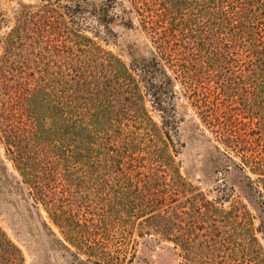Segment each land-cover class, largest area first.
I'll return each mask as SVG.
<instances>
[{
    "label": "trees",
    "instance_id": "16d2710c",
    "mask_svg": "<svg viewBox=\"0 0 264 264\" xmlns=\"http://www.w3.org/2000/svg\"><path fill=\"white\" fill-rule=\"evenodd\" d=\"M127 1L121 17L135 14L150 41L149 56L135 63L103 48L80 24L72 27L57 0L26 10L0 34V144L21 181L35 188L32 198L43 205L64 240L86 257L96 255L94 264H126L135 257L136 238L146 242L151 237L178 246L181 264H218L216 250L204 247L209 239H198L202 233L192 236L185 227L186 211L162 204L169 199L180 204L178 196L192 193L186 200L200 214L205 197L165 150L167 136L149 114L146 97L162 109L163 95L176 92L174 82L197 99L201 88L211 90V82L225 94L230 110H237V103L241 112L260 118L256 104L264 106V0ZM117 4L122 2H100L103 11ZM3 20L0 14V24ZM151 73L155 83L146 80ZM257 130L263 150L258 141L255 146L247 139L239 144L235 133L230 141L241 150L238 168L258 175L250 183L261 186L264 200V126ZM145 162L170 170L169 182L161 190L140 194L135 186L123 193L133 208L149 214L138 221L116 220L110 238L98 233L83 238L54 197L39 190L44 172L80 166L121 172ZM139 197L142 201L135 203ZM199 222L201 217L194 229H200ZM250 227L241 239L248 247L241 250L240 260L264 264L256 232L263 239L264 233L252 223ZM75 256L79 259L78 251ZM23 262L21 250L0 227V264Z\"/></svg>",
    "mask_w": 264,
    "mask_h": 264
},
{
    "label": "rangeland",
    "instance_id": "374dc122",
    "mask_svg": "<svg viewBox=\"0 0 264 264\" xmlns=\"http://www.w3.org/2000/svg\"><path fill=\"white\" fill-rule=\"evenodd\" d=\"M43 1L0 0V14L4 19L0 24V34L13 26L17 18H22L26 10ZM57 2L72 27L80 24L85 34L125 63H135L149 56L150 41L136 15L121 17V8H128L127 0H118L122 4L108 7L105 11L100 5L101 0ZM40 52L43 53L42 50ZM146 80L155 83L152 73L146 76ZM210 85L211 90L206 87L199 90L197 99L189 91L183 93L180 84L174 82L176 92L163 95L162 109L154 108L150 96L146 97L149 114L167 136L164 137L165 150L172 155L181 175L205 197L199 208L200 214L190 200H186L192 193L178 196L180 204L170 199L162 204L169 202L167 205L173 210L186 211L183 214L185 227L192 236L198 232L202 233L198 239L204 236L209 239V244L204 247L216 250L218 264H243L240 253L247 249L248 244L241 239L251 231V223L264 233V200L258 192L261 186L255 188L250 183V179L258 175L248 167L244 170L238 168L241 150L232 147L230 138L235 133L239 144L247 139L251 146H255L259 140L257 129L264 126V106L256 104L261 106L260 118L257 114L251 117L250 113L241 112L237 103V110H230L222 99L225 94L215 89L213 83ZM260 140L257 146L263 150V140ZM156 168L145 162V166L121 172L94 166H80L71 171L57 169L41 174L45 179L39 190L43 189L54 197L55 206L65 211L72 221L71 227L78 230L83 238H91L95 233L110 238L116 220L138 221L148 216V210L133 208L123 193L135 189V186L142 192L140 194L161 190L163 183L169 182L171 173L165 167ZM35 192V188L21 181L0 144V227L21 250L23 264H94L92 261L96 255L86 257L64 240L61 229L49 218L43 205L32 198ZM140 201L142 197L134 202ZM199 217L201 227L198 230L194 229V224ZM175 232L178 234L177 227ZM256 234L264 246L261 234ZM136 239L135 257L126 264H181L180 248L177 246L175 249L174 243L154 242L152 237L146 242L142 238ZM77 251L79 259L75 256Z\"/></svg>",
    "mask_w": 264,
    "mask_h": 264
}]
</instances>
